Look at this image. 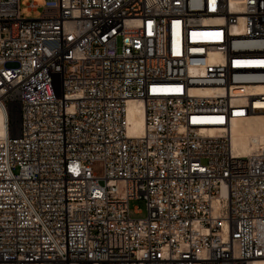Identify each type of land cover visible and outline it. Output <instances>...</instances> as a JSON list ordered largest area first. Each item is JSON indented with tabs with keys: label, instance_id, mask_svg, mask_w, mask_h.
<instances>
[{
	"label": "built area",
	"instance_id": "obj_1",
	"mask_svg": "<svg viewBox=\"0 0 264 264\" xmlns=\"http://www.w3.org/2000/svg\"><path fill=\"white\" fill-rule=\"evenodd\" d=\"M0 107V264H264V0H0Z\"/></svg>",
	"mask_w": 264,
	"mask_h": 264
},
{
	"label": "bare ground",
	"instance_id": "obj_2",
	"mask_svg": "<svg viewBox=\"0 0 264 264\" xmlns=\"http://www.w3.org/2000/svg\"><path fill=\"white\" fill-rule=\"evenodd\" d=\"M127 119L129 126L127 133L129 135H138L144 129L142 108L136 101L127 103ZM4 113L0 107V136L5 134L3 128ZM264 143V115H247L243 119L236 121L231 129V145L234 151L246 155L254 148ZM252 264H263L262 261H256Z\"/></svg>",
	"mask_w": 264,
	"mask_h": 264
},
{
	"label": "rangeland",
	"instance_id": "obj_3",
	"mask_svg": "<svg viewBox=\"0 0 264 264\" xmlns=\"http://www.w3.org/2000/svg\"><path fill=\"white\" fill-rule=\"evenodd\" d=\"M30 0H19V8L22 15L26 17H33L39 14L41 11V7L44 3V0H32L37 2L38 7L36 11H27L26 3ZM135 207H138L140 209V213H134L133 210ZM129 209L130 213L133 217H142L145 214L144 204L141 200H132L129 202Z\"/></svg>",
	"mask_w": 264,
	"mask_h": 264
}]
</instances>
